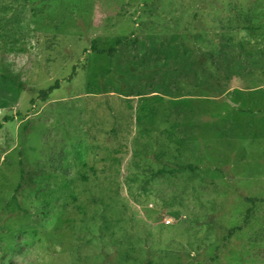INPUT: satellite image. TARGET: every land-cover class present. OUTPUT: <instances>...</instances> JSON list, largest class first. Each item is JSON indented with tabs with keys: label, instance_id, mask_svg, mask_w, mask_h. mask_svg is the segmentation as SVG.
Here are the masks:
<instances>
[{
	"label": "rangeland",
	"instance_id": "rangeland-1",
	"mask_svg": "<svg viewBox=\"0 0 264 264\" xmlns=\"http://www.w3.org/2000/svg\"><path fill=\"white\" fill-rule=\"evenodd\" d=\"M147 263L264 264V0H0V264Z\"/></svg>",
	"mask_w": 264,
	"mask_h": 264
},
{
	"label": "trees",
	"instance_id": "trees-1",
	"mask_svg": "<svg viewBox=\"0 0 264 264\" xmlns=\"http://www.w3.org/2000/svg\"><path fill=\"white\" fill-rule=\"evenodd\" d=\"M92 50H93L94 52L98 53V54H102V55L106 54V55H108V56H110V57H111V56H114L115 53H116V49H115V48H111V49L103 50V49H99V48L96 47V46H93V47H92ZM59 84H60V82H59V81H56V82L54 83V85L50 86L49 88H47V89H42V90L40 91V97H41L43 100L47 99V98L49 97V95H50L55 89L59 88ZM13 119H14L13 116H6V117H5V120H6V121H11V120H13ZM248 200H251V201H253L254 203L260 201L259 199H256V200H255V199H248ZM247 219H248V217L245 219L244 224L247 223ZM243 227H244V226H239V227H236V228L232 229V230L229 232L228 237H232L236 231H240V230H242ZM147 264H151V263H147Z\"/></svg>",
	"mask_w": 264,
	"mask_h": 264
}]
</instances>
